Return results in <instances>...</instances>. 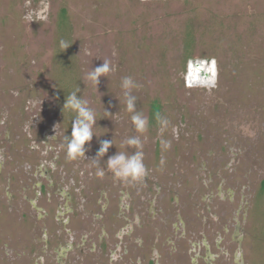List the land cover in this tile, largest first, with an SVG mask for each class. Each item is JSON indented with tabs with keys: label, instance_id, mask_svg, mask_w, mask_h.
<instances>
[{
	"label": "rangeland",
	"instance_id": "obj_1",
	"mask_svg": "<svg viewBox=\"0 0 264 264\" xmlns=\"http://www.w3.org/2000/svg\"><path fill=\"white\" fill-rule=\"evenodd\" d=\"M104 60L115 70L95 86L87 74ZM190 62L200 75L188 74ZM124 77L139 85L131 94L148 119L143 134L126 111ZM77 88L97 121L85 158L69 160L61 145L76 113L63 104ZM157 115L169 121L163 135ZM135 136L147 175L123 182L106 162L118 152L134 154L124 141ZM101 140L113 142L97 157L102 177L92 160ZM2 148L13 154L3 155V176L22 162L54 164L50 174L71 194L65 225L72 242L91 232L83 240L86 264L111 262L98 234L102 218L108 239L112 221L126 222L114 219L118 202L130 217L152 207L153 219L135 226V234L152 238L144 253L159 264H191L190 241L200 232L211 242L223 238L225 248L209 252L216 264H264V0H0ZM180 217L179 241L188 252L182 261L163 263L162 253L152 251L153 232L176 236L173 223ZM57 222L49 224V246L67 237Z\"/></svg>",
	"mask_w": 264,
	"mask_h": 264
},
{
	"label": "flooded vegetation",
	"instance_id": "obj_2",
	"mask_svg": "<svg viewBox=\"0 0 264 264\" xmlns=\"http://www.w3.org/2000/svg\"><path fill=\"white\" fill-rule=\"evenodd\" d=\"M199 72L197 74L200 75ZM201 73L206 75L204 71ZM3 155L13 157V154H9L8 148L0 149V176L2 175L0 177V264H54L55 262L58 264H86L81 258L85 257L89 250L86 240H83L91 232L82 233L80 241L72 242V234L70 231L68 232L69 229L65 225L68 221L66 215L73 212L70 205L71 194L63 181L53 179L50 174L54 164L45 165L43 160L32 164L22 162L23 164H16L14 169L13 167L10 169V172L7 173L10 176L7 174L3 176ZM15 155L17 156V154ZM18 161H21L20 157L14 158V162ZM25 165L27 166L25 167ZM29 169L31 172L28 171ZM123 196L125 198L124 194ZM123 196L119 197L120 203ZM61 200L62 203H60ZM108 202L104 204L103 209L109 205ZM112 206L114 205L112 204ZM116 206L111 208L114 211L117 210L114 219L122 217L126 222L124 223L123 220L122 223L116 224L115 221H112L107 229L113 231V236L108 239V234L104 230L106 225H103L106 222L102 218L103 224L98 234L99 248L109 252L111 260L109 264H159L154 256L146 258L144 253L147 246L151 248L149 242L152 238L149 239L143 234L140 236L135 234V226L143 228L144 223L149 221L148 219H153L152 207H147L146 212L136 213L137 211H134L130 217L129 212L123 210V206L119 202ZM235 215L227 217L228 220L236 219ZM51 220L53 222L57 220L58 225H62L58 229L64 231L67 236L63 239V243L53 246H49L48 241L52 234L49 230ZM225 225L227 226V224ZM182 227L183 221L181 222L180 217L173 223L176 236L163 237L161 233L157 235L153 232V237H157L152 242V246H154L152 251L156 256L157 254L161 255L159 252L162 253L163 263H170L176 260L175 258H180L182 261L184 252H188V249L183 247L179 241V238L183 236ZM238 229L236 226L233 236L238 234ZM178 230H181V233H178ZM73 234L75 235V232ZM194 240L190 241V245H192L189 248V250L195 251L191 264H216V255H211L209 252L217 247L225 248V243L220 244L223 238L220 237L218 241L211 242L205 234L200 232L194 236ZM84 243L85 247H83ZM89 248H91L90 251L95 249ZM72 251L76 253H72ZM173 253L177 255H172ZM75 257L76 260L70 261V258ZM77 259L80 260L77 261ZM239 264L241 263L239 262Z\"/></svg>",
	"mask_w": 264,
	"mask_h": 264
},
{
	"label": "clouds",
	"instance_id": "obj_3",
	"mask_svg": "<svg viewBox=\"0 0 264 264\" xmlns=\"http://www.w3.org/2000/svg\"><path fill=\"white\" fill-rule=\"evenodd\" d=\"M61 46L67 49V45L61 42ZM214 64V62H213ZM190 72L189 75L195 77L196 73L201 70L199 66L192 68L191 62L189 63ZM114 67L110 61L104 60L100 66L95 67L87 74V80L91 81L93 85L98 86L101 77H107L108 73L114 71ZM212 71V69H209ZM139 85L131 78L124 77L121 82V88L123 89V95L125 98L126 111L131 113V121L137 133L143 134L147 131L148 119L140 112L136 111V97L131 94L132 89L138 88ZM76 91L70 93L63 104V109L75 112V118L72 121L71 134L64 137L65 144L61 147H66V157L69 160H76L77 158L84 157L88 150L86 145L90 146V142L94 136L93 128L96 124V113L88 106V101L78 97ZM111 115L107 110H105ZM157 123L159 124V132L161 135L166 131L169 121L159 115L156 116ZM124 144L129 147H135L137 151L132 155H127L124 152H118L117 154L110 156L106 162L107 169L112 172L115 179L123 182H139L147 175V169L143 162L144 153L142 151L143 143L139 136L129 137ZM113 145L112 140H101L100 147L97 151L96 157L92 160L97 166V175L103 176L104 169L100 167L97 157H104L108 152V149ZM161 146L164 150H167L171 146L170 141L161 140ZM33 147L38 145L33 144ZM47 150H51L49 145ZM163 159L161 164H163ZM115 259V257H113Z\"/></svg>",
	"mask_w": 264,
	"mask_h": 264
},
{
	"label": "trees",
	"instance_id": "obj_4",
	"mask_svg": "<svg viewBox=\"0 0 264 264\" xmlns=\"http://www.w3.org/2000/svg\"><path fill=\"white\" fill-rule=\"evenodd\" d=\"M153 107H155V109H156L157 108V105L154 104Z\"/></svg>",
	"mask_w": 264,
	"mask_h": 264
}]
</instances>
